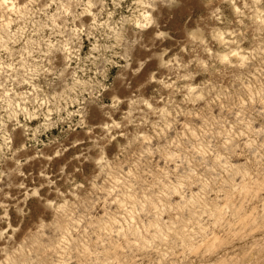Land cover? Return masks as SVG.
Instances as JSON below:
<instances>
[{"label":"rangeland","instance_id":"obj_1","mask_svg":"<svg viewBox=\"0 0 264 264\" xmlns=\"http://www.w3.org/2000/svg\"><path fill=\"white\" fill-rule=\"evenodd\" d=\"M0 264H264V0H0Z\"/></svg>","mask_w":264,"mask_h":264}]
</instances>
